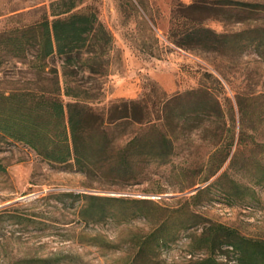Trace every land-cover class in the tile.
Instances as JSON below:
<instances>
[{"label":"rangeland","instance_id":"1","mask_svg":"<svg viewBox=\"0 0 264 264\" xmlns=\"http://www.w3.org/2000/svg\"><path fill=\"white\" fill-rule=\"evenodd\" d=\"M52 1L0 0V31L40 18ZM140 1L146 12L137 0L82 4L98 10L118 55L103 79L101 105L142 99L157 115L167 102L177 123L175 153L167 163H151L134 180L124 181L89 176L43 159L20 141L0 140V264H131L134 242L156 226L145 213L164 214L154 209L156 203L173 207L175 220L182 217L177 207L185 203L207 221L177 231L176 240L151 255L149 264H189L205 256L192 238L209 220L264 239V0H233L249 6L206 0L210 7L196 9L187 8L193 0ZM177 5L228 42L217 49L176 47L169 36ZM49 62L60 67L61 58ZM34 83L27 64L11 62L0 69L2 91ZM226 154L222 168L204 181ZM198 187L205 192L191 198ZM82 193L148 201L127 205L144 213L131 219L118 214L87 221L79 215L87 201L78 196ZM231 249L224 246L219 259L241 264Z\"/></svg>","mask_w":264,"mask_h":264},{"label":"trees","instance_id":"2","mask_svg":"<svg viewBox=\"0 0 264 264\" xmlns=\"http://www.w3.org/2000/svg\"><path fill=\"white\" fill-rule=\"evenodd\" d=\"M137 1L146 12L142 1ZM83 3L84 0H54L40 18L12 23L0 31V69L8 63L21 62L35 76L30 87L0 90V140L20 141L43 159L71 165L89 176L134 180L149 164H165L175 153V115L167 102L157 115L142 99H120L101 105L103 79L112 73L118 55L113 34L99 19L98 10ZM218 3L250 5L233 0ZM210 6L206 0H193L187 8ZM173 18L169 40L176 47L188 51L196 47L217 49L228 42L224 35L199 24L195 16L184 14L181 5L175 8ZM54 57L61 58L60 67L49 62ZM200 90L212 95L207 88ZM228 156L222 157L204 181L222 168ZM205 190L198 189L191 198H200ZM224 191L230 193L226 188ZM78 196L87 199L79 210L80 217L87 221L118 214L131 219L144 213L127 205L148 201L86 193ZM153 206L164 214L145 213L156 226L134 242L137 250L131 264H149L151 255L176 240L177 231L207 221L185 203L176 209L182 216L179 220L173 217V207L157 203ZM192 242L206 255L189 264H228L218 255L224 246L232 247L241 264H264V239L245 236L223 223L209 220Z\"/></svg>","mask_w":264,"mask_h":264},{"label":"water","instance_id":"3","mask_svg":"<svg viewBox=\"0 0 264 264\" xmlns=\"http://www.w3.org/2000/svg\"><path fill=\"white\" fill-rule=\"evenodd\" d=\"M199 189V187L198 188H196L195 190H198ZM195 190H193V191H195Z\"/></svg>","mask_w":264,"mask_h":264}]
</instances>
